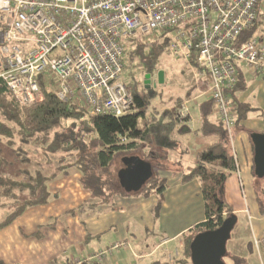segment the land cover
Masks as SVG:
<instances>
[{"label":"built area","instance_id":"2783aa9c","mask_svg":"<svg viewBox=\"0 0 264 264\" xmlns=\"http://www.w3.org/2000/svg\"><path fill=\"white\" fill-rule=\"evenodd\" d=\"M258 23L259 33L239 44ZM164 33L171 58L206 82L200 99L212 102L230 133L241 68L264 70V0H0V81L24 106L47 91L93 116L120 118L133 111L123 39L155 42ZM179 117L193 121L187 105ZM255 245L264 250V231Z\"/></svg>","mask_w":264,"mask_h":264},{"label":"trees","instance_id":"16d2710c","mask_svg":"<svg viewBox=\"0 0 264 264\" xmlns=\"http://www.w3.org/2000/svg\"><path fill=\"white\" fill-rule=\"evenodd\" d=\"M259 30L258 23L240 37L239 44ZM170 40L169 33H164L156 42L144 45L141 38L135 36L131 40L135 45L131 59H138L152 79L163 56L171 57ZM191 63L197 66L196 56ZM240 79L231 93L233 96L238 89L242 90ZM132 96L131 113L120 118L108 114L93 116L86 109L60 101L47 91L42 102L21 105L0 81V213L6 212L0 231L27 210L47 205L51 197L48 183L71 168L82 174L81 185L91 193L92 202L81 206L79 212L96 214L101 207L114 210V199L118 196L148 198L156 195L159 203L153 216L157 222L167 187V181L158 171L166 170L182 174L185 182L197 179L201 184L206 219L195 225L183 240L185 254L191 262L194 238L219 229L225 220L235 216L225 197L226 182L238 168L229 132L225 124L213 120L211 101H203L198 106L199 126L192 129L179 117L177 109L181 100L172 108L148 111V94L141 95L134 90ZM250 111L247 104L233 108L235 126L246 120ZM190 134L205 140L207 146L196 154L192 172L185 173L182 158L174 160L171 154L181 157L188 154L181 137ZM124 138L127 141L124 142ZM137 160L150 164L153 176L144 186L129 190L124 186L125 176L130 170L129 163ZM120 162L123 167L118 168ZM253 175L257 182V203L264 214V186L260 184L263 181L255 171ZM225 258L232 264H249L247 259L228 251Z\"/></svg>","mask_w":264,"mask_h":264},{"label":"crops","instance_id":"0c3cea01","mask_svg":"<svg viewBox=\"0 0 264 264\" xmlns=\"http://www.w3.org/2000/svg\"><path fill=\"white\" fill-rule=\"evenodd\" d=\"M241 74L242 90L234 93L232 102L234 109L247 104L251 111L232 131L238 168L226 182L225 197L237 223L243 224L245 216L250 223L253 241L249 235L236 236L249 238L250 255L243 258L249 264H253L254 258L264 264V250L255 245L264 231V214L255 192V148L251 140L254 133L264 134V70L254 74L243 66ZM199 83L204 86L205 81ZM197 124L198 127L199 120ZM194 139L206 148L205 140L193 136ZM182 143L188 149L189 145ZM172 155L174 160L182 158L185 173L192 172L196 156L188 160L177 153ZM158 173L167 181V187L159 220L155 222L153 210L159 203L156 195L118 196L114 199V210L101 207L96 214L79 212L81 206L92 202L91 193L81 185L82 174L76 168L69 169L48 183L51 197L47 205L27 210L0 231V264H192L185 254L183 240L195 225L206 219L200 181L185 182L182 174L166 170ZM116 244L121 246L102 255ZM176 250L179 256L171 261L169 254Z\"/></svg>","mask_w":264,"mask_h":264},{"label":"rangeland","instance_id":"374dc122","mask_svg":"<svg viewBox=\"0 0 264 264\" xmlns=\"http://www.w3.org/2000/svg\"><path fill=\"white\" fill-rule=\"evenodd\" d=\"M132 39H134V37L123 39V42L129 47L128 54L125 58L126 69L123 75V82L126 83V85L131 89V91L136 90L141 95H144V94L149 95L150 98L147 103L148 111H152L153 108H157L159 110H164L166 108H172V106H174V103L176 101L181 100V104L178 108H182L183 106L187 105L188 108H190V115L193 120L192 123L187 122L186 124L189 125L192 129H196L198 125L197 122L199 120L198 104L200 105L201 102L203 101H210L209 99L207 100L205 98L200 99V96H204V94L206 93V90H207L206 82L204 86L203 84H200V83H199L200 85H198V82H201V80L203 79H196L192 69L189 66L185 65L186 63L185 61L183 62H178L176 60L174 61L171 57L164 55L161 64L158 66V70L154 72L153 77L151 79L152 80L151 88L147 90L145 88V80H146L145 67L143 66L142 63L139 62L138 59L136 60L131 59L132 52L135 47L134 44L131 47ZM152 43L154 42H150L149 40L147 41L145 40L142 42V44L144 45H151ZM160 72H163V76H164L163 82L159 81ZM196 98H197V102H200V103H195ZM233 108H234V105H233ZM177 110H180V109H177ZM214 118H216V121L218 122V118L216 115H214V112H213V119ZM232 131L233 129L229 133L230 140L232 136ZM181 141L184 142L187 146L189 145L188 147L189 152L186 155L188 160H191V158L196 156V154L201 149H203V144L196 141L195 139L193 141L192 134L181 137ZM230 143L232 147V141H230ZM121 167H123V163L120 162L118 164V168H121ZM125 178L127 180V182H124V186L126 187V189H129V190L135 189L136 186L134 185L133 181L130 179V171L127 173ZM261 181L264 182V179H261ZM263 182L260 184H263ZM5 215H6V212L0 213V222H1V219L5 217ZM241 219L243 218L241 217ZM243 224H240V222H238L235 225V228L233 229L231 233V238L229 239L227 243L228 252H232L242 257H244L245 254L250 255V249L248 248V239L251 237L250 236L251 229H250V223H249L247 216H245V219H243ZM238 233L240 234L242 233L246 236L249 235L248 236L249 238L248 239L247 238L245 239L236 238ZM250 240L253 241L252 238H250ZM105 254H107V251ZM178 256H179V251L176 250L173 253V257L177 258ZM224 262L225 264H232L230 260H228L227 258L224 259ZM252 263L260 264L256 258L253 259Z\"/></svg>","mask_w":264,"mask_h":264},{"label":"water","instance_id":"95a60500","mask_svg":"<svg viewBox=\"0 0 264 264\" xmlns=\"http://www.w3.org/2000/svg\"><path fill=\"white\" fill-rule=\"evenodd\" d=\"M163 77V72H160V82H163ZM151 83V75L148 74L145 80L147 90L151 88ZM251 140L255 148V175L259 179H264V134L254 133ZM129 169L135 189L144 186L153 176L152 166L141 160L131 163ZM236 224L237 217L233 216L225 220L219 229L198 234L190 248L192 264H225L223 259L227 254V243Z\"/></svg>","mask_w":264,"mask_h":264},{"label":"flooded vegetation","instance_id":"af4514ba","mask_svg":"<svg viewBox=\"0 0 264 264\" xmlns=\"http://www.w3.org/2000/svg\"><path fill=\"white\" fill-rule=\"evenodd\" d=\"M131 163H129V165H130Z\"/></svg>","mask_w":264,"mask_h":264}]
</instances>
